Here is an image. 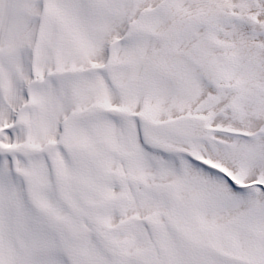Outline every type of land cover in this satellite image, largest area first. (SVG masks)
<instances>
[{
	"label": "snow or ice",
	"instance_id": "obj_1",
	"mask_svg": "<svg viewBox=\"0 0 264 264\" xmlns=\"http://www.w3.org/2000/svg\"><path fill=\"white\" fill-rule=\"evenodd\" d=\"M0 264H264V0H0Z\"/></svg>",
	"mask_w": 264,
	"mask_h": 264
}]
</instances>
